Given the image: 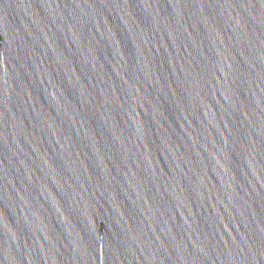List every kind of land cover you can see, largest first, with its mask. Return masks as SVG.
Wrapping results in <instances>:
<instances>
[{
  "label": "water",
  "instance_id": "obj_1",
  "mask_svg": "<svg viewBox=\"0 0 264 264\" xmlns=\"http://www.w3.org/2000/svg\"><path fill=\"white\" fill-rule=\"evenodd\" d=\"M0 264H264V0H0Z\"/></svg>",
  "mask_w": 264,
  "mask_h": 264
}]
</instances>
